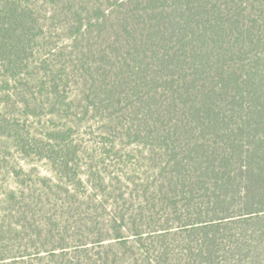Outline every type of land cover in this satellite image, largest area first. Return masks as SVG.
<instances>
[{"label":"trees","instance_id":"1","mask_svg":"<svg viewBox=\"0 0 264 264\" xmlns=\"http://www.w3.org/2000/svg\"><path fill=\"white\" fill-rule=\"evenodd\" d=\"M0 264H264V0H0Z\"/></svg>","mask_w":264,"mask_h":264},{"label":"rangeland","instance_id":"2","mask_svg":"<svg viewBox=\"0 0 264 264\" xmlns=\"http://www.w3.org/2000/svg\"><path fill=\"white\" fill-rule=\"evenodd\" d=\"M47 12L48 9H46V12L44 14H47ZM62 120H64V118ZM20 121L21 123H23L24 128L27 129L28 132H32L33 129H36L34 132L36 134L35 140L44 138L45 129L56 124L55 119L50 120L49 116L45 115V113H42V116L36 117L35 120L31 118L22 117ZM59 124L60 123H58V125ZM101 124L102 123L99 120H90L87 122H82L80 123L78 128L74 126L71 132L70 138L72 141V145L77 148L76 151L78 156L76 159V163L80 164L81 166L79 171H83L85 169L86 157L94 155L95 158L93 159L95 163L98 162L95 166L96 170H102L104 173L110 175L117 174L123 179V177H125V173L127 172V168L122 163V161L119 160V153L110 150L108 146L109 143H104L107 141L104 139L103 136H101ZM27 139L29 141H32L31 138ZM13 150L14 149L11 148V152ZM95 159L97 160V162ZM6 160L8 161V165L14 164L16 166H20L24 171L31 174L30 176H24V174L18 179V182L22 180V182H19V185L25 190L26 195L32 192L34 195H36L40 192L39 187H37L40 184L38 183V177L52 175V172L50 170V164L47 162L46 159L39 158L36 152L30 153V155L28 156L22 154L21 152L14 151L13 155L7 156ZM53 181L54 179L48 181V185L52 186ZM122 188L126 189V184L125 182H123V180ZM79 191L83 190L79 188ZM44 202L48 203L50 201L44 199Z\"/></svg>","mask_w":264,"mask_h":264}]
</instances>
